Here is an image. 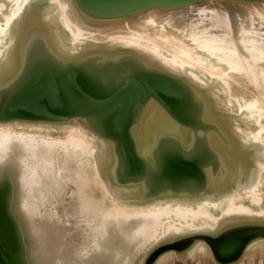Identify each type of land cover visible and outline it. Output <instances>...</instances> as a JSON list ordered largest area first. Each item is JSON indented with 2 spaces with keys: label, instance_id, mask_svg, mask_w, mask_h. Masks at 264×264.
<instances>
[{
  "label": "water",
  "instance_id": "water-1",
  "mask_svg": "<svg viewBox=\"0 0 264 264\" xmlns=\"http://www.w3.org/2000/svg\"><path fill=\"white\" fill-rule=\"evenodd\" d=\"M16 2L0 0V26L17 11L26 16L27 28L16 69H11L15 64L11 54L0 60V70L8 69L5 82L0 83V126L63 143L70 140L76 123H82L89 133L83 138L86 146L78 164L72 162L79 151L67 142V148L50 155L38 151L33 159L26 151L14 164L0 168V264H46L41 257L49 251V242L55 246L65 237L50 222L59 214L55 212L60 211L58 205H62V222L74 224V231L83 237L71 264H128L141 246L147 248L141 264H173L175 259L185 264H264V179L256 192H250L254 177L246 173L248 178L239 186L236 175L250 168L253 172L251 161L256 159L251 151L246 157L240 154L242 142L230 108L238 96L246 102L256 101L264 111V77L253 69L233 75L235 84H231L237 85V91L231 94L224 87L225 111L212 115L211 120L203 115L207 96L203 105L195 96L199 91L205 93V72H215L212 68L205 71L204 55L198 59L191 52L194 60H190L185 49L172 48V42L162 49L163 60H152L141 51L112 50L108 45L111 38L146 22L166 27L154 34L176 36L187 49L189 39H183L192 32L205 36L207 31L236 43L241 32L250 33L253 27L263 37L264 0ZM63 9L71 26L96 38H88L84 46L57 49L46 32L50 25L57 31H69L62 20ZM15 28L12 21L11 34ZM153 38L165 42L159 36ZM251 87L256 92H250ZM149 109L163 114L167 129L162 140L156 139L155 123L146 114ZM223 116L231 119V126L223 127ZM43 124L62 127L45 128ZM244 126L256 134L264 127V116L260 121L252 116ZM92 136L111 149L109 173L115 177L116 188L127 191L109 194L105 176L98 173L92 159ZM157 141L156 153L148 154L145 150ZM237 150L242 157L236 155ZM228 175L233 177L229 180ZM91 186L102 190L113 207L97 210L86 193ZM66 195H70L67 202ZM184 199L191 205L223 202L213 210L204 209L209 215L207 225L198 216L194 227L184 228V233L172 230L155 237L151 219L145 222L148 226L142 225L138 211L147 210L146 206ZM232 205L249 207L251 214L227 213ZM55 253V264H68L69 252L65 257L60 250Z\"/></svg>",
  "mask_w": 264,
  "mask_h": 264
},
{
  "label": "bare ground",
  "instance_id": "bare-ground-1",
  "mask_svg": "<svg viewBox=\"0 0 264 264\" xmlns=\"http://www.w3.org/2000/svg\"><path fill=\"white\" fill-rule=\"evenodd\" d=\"M15 1H17L16 3L20 4V0ZM12 12L16 13L15 16H13V14L12 16H8L7 22H4V24L0 26V60L8 58L11 54L13 56V59H15V64H11V69H16V67L18 66L17 60L19 52L22 48V40L27 33V28L23 23L25 21V19L23 18H25L26 16H23V14H20L17 11ZM62 17L65 27L69 30L68 32L63 30L57 31V29L53 28L52 25H50L49 27V32H46L50 42L52 44L54 43L53 45H56L57 49H60L59 47H64L65 49H67L70 44L73 48L77 47V45L80 44L84 46L86 45V40L88 38H96L94 37V35L76 30L73 26H71L69 24L67 11L64 9ZM12 21L15 22L16 27L14 34H11L9 30L10 23ZM253 24H255V22H253ZM140 26L141 28L139 29L131 28L130 31H128L127 29L123 36H120L119 34L116 37L111 38L110 42H108L109 48H111L112 50L120 47L132 48L137 51L143 52L144 56L152 60H163L162 56L166 55L162 49L166 47L168 48L167 45L173 42L176 45L170 44V46L172 48H175L176 50L177 47L184 48V53L190 60H194V56L191 54V52L199 55L198 59H202L201 56L204 55L205 71L210 68L215 69L214 73H212L211 71H209L210 73L205 72V93L202 91L195 93V96L198 98L202 105L204 104L203 99H205V96H207V109L205 108L204 104V118L206 114L208 118L212 120V115L216 116L217 114L223 113L225 111L224 107L226 105V102L224 101L221 92H224V87H226L227 90L231 91V94H235V91H237V85L233 86L231 84V82L234 83L235 81V77H233V75L240 74L241 76V74L245 70L253 69V71H259L260 74L264 77V40H262L264 35H262L263 37H261V35L258 36L257 33L254 32L253 27L250 28V33H247V31L241 32L239 35V40L236 43L228 42L224 37L221 38L220 36L213 35L207 31H205V36L201 35L198 32H192L185 39L182 38L183 41L189 39L188 42L191 46L189 47V49H187L183 46L182 42L178 41V37L176 36H173L174 38H171L169 36L162 35V32L154 34L155 31H157L156 29H165L166 27H158V25L154 23L148 24V22ZM155 36L161 37L160 39L165 40V42L159 39H154L153 37ZM6 37L8 38V41ZM246 37H248V39H246ZM257 37H260L261 39H256ZM97 39H100V37H97ZM193 48L196 49V52L193 51ZM228 49L231 50L230 53L232 54V57ZM173 59L175 60L176 56ZM208 63L210 65H207ZM199 64H201V62ZM260 65L262 68L260 67ZM7 72V68L1 67L0 83L5 82ZM208 74L214 75L218 78V80H212L211 78H213L214 76L208 78ZM225 76L229 77L225 78ZM230 108L231 111L235 114L234 126L237 130V136L242 142V145H240L241 151L239 150L240 154L246 157L247 153L251 151L256 159L255 162L251 161V163L255 166L254 168H252L253 172L251 171V168L248 172L242 170L236 175V178L239 180V186H241L242 183L245 182L248 178L246 173L248 174V176L254 177V183L252 184V186H249L248 189L250 190V192H256L258 185L264 179V141L260 142V139L264 136V127H262L256 134H253L247 130V128L244 126V123H247V120L252 118V116L258 117L260 121V119L264 116V111L258 108L256 101L246 102L244 99H242L241 97L239 98L238 96L234 99V105L230 106ZM146 114H148L155 123L153 129L155 128L156 139L162 140L163 137H166L164 135V132L166 131L165 129H167V126L162 119L163 114H160L159 112L156 113L155 109H149ZM223 117H221L220 120L223 127L224 125L231 126V119L228 117ZM76 125V129L71 130V138L67 142L75 145L77 150L80 152L76 153L77 156L75 158V161L72 162L78 164L80 162V159L78 160V157H82V149H84V146H86L83 138L85 134H88L89 132L83 128L84 125L82 123H76ZM43 127L60 128L62 126L54 124H43ZM172 130L175 129H171V131ZM172 132L176 133L175 131ZM136 134L140 143L143 137L142 129L139 128ZM91 139H93L94 141L93 147L95 150V152H93L92 159L96 163L98 173L105 176L103 181L105 186H107V190L109 189V194H118L120 191H127L126 189L116 188L115 177L113 174L109 173V165L112 161L111 149L107 146L99 145L98 140L93 136L91 137ZM67 142H59L54 138H48L47 136H41L35 133L27 135L25 133L15 132L10 127L0 126V168L4 165L14 164L17 161L18 156H22L26 151L28 152L30 159H33L38 151L46 155H50V153L57 151L60 148H67ZM157 143L158 141L152 146H149L145 151H147L148 154H155L157 151L156 149L159 148V144ZM234 149L232 146L233 152ZM236 152V155L238 157H242L239 154L238 150ZM225 158H227V162L231 161L229 154L226 155ZM227 177V179L230 180V177H233V175H228ZM236 187L237 184H234L232 188ZM234 192V190H231L232 195L234 194ZM222 202L223 201H206L205 203H200L198 205H191V203H188L187 200L184 199L179 203H154L152 205L146 206L148 208L147 210L138 211V213L141 218L144 219V222L142 224L143 226H148V223H145L148 219L152 220L149 225L150 227H153L152 231L154 232V234H158L155 237H159L168 232H171L172 230L184 233V228L194 227V220L198 216L203 218V224L207 225L209 215L203 213L205 211L204 209L209 208L213 210L216 207L221 206ZM227 213L247 215L251 214V209L245 206L235 207L234 205H232L228 209Z\"/></svg>",
  "mask_w": 264,
  "mask_h": 264
},
{
  "label": "rangeland",
  "instance_id": "rangeland-1",
  "mask_svg": "<svg viewBox=\"0 0 264 264\" xmlns=\"http://www.w3.org/2000/svg\"><path fill=\"white\" fill-rule=\"evenodd\" d=\"M250 92H256V90L253 87H251ZM86 193L89 196H91L90 197L91 201H93L97 210L110 209L111 207H113L112 202L107 197H105L104 192L99 188H97L96 186H91ZM69 198L70 195H66L65 197L66 202L69 200ZM56 208L57 210L59 208L60 211L58 212L55 211L56 213L59 214H57V216H52L50 222L53 223L55 226H57L60 229V231L63 230V232L65 233V237L64 238L60 237L57 241V244H55V246H52L49 242V246H50L49 251L45 252L41 257V259L46 264H55V259L57 257L55 252L57 250H60L61 257H65L66 253L69 252L66 261L68 264H71L74 261H76L75 252L79 250L80 248L79 242L83 241V237L77 231H74L75 228L74 224H66L62 222V219L60 218L62 205H58L56 206ZM98 213L100 214V212ZM97 218H99V216ZM141 249H142L141 252L136 253V256L128 264H141V261L143 260L147 248L145 249L143 246H141ZM173 264H185V263H182L178 261V259H175ZM186 264H193V263H191V261H188V263Z\"/></svg>",
  "mask_w": 264,
  "mask_h": 264
}]
</instances>
